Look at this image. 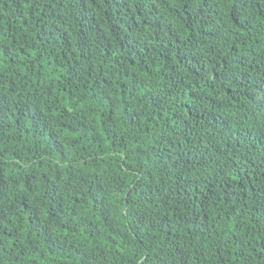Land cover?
Listing matches in <instances>:
<instances>
[{
    "label": "trees",
    "instance_id": "trees-1",
    "mask_svg": "<svg viewBox=\"0 0 264 264\" xmlns=\"http://www.w3.org/2000/svg\"><path fill=\"white\" fill-rule=\"evenodd\" d=\"M0 264H264V0H0Z\"/></svg>",
    "mask_w": 264,
    "mask_h": 264
}]
</instances>
